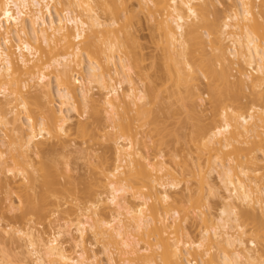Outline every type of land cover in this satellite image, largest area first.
<instances>
[{"label": "bare ground", "instance_id": "bare-ground-1", "mask_svg": "<svg viewBox=\"0 0 264 264\" xmlns=\"http://www.w3.org/2000/svg\"><path fill=\"white\" fill-rule=\"evenodd\" d=\"M102 1L0 0V232L26 248L0 264H264V0ZM131 7L158 30L162 95L131 79ZM76 137L111 165L59 167Z\"/></svg>", "mask_w": 264, "mask_h": 264}, {"label": "rangeland", "instance_id": "rangeland-1", "mask_svg": "<svg viewBox=\"0 0 264 264\" xmlns=\"http://www.w3.org/2000/svg\"><path fill=\"white\" fill-rule=\"evenodd\" d=\"M100 1H102V0H100ZM102 2H106V1H102ZM130 9H132V7L130 8ZM134 9H135V7H134ZM134 9H132V10H130V14L132 15H134L135 16V18L133 17V18H131L130 19V21H131V24H129L130 22L128 21V24L130 25V27H129V29H132L131 31L134 33H132V36L134 35V39L135 38H137L136 39V41H134V39H132V45H134L135 43H137L136 45H134L133 47H134V49H137L138 47V49H140V50H138V51H140L141 53H142V55H140V54H138V56L140 55V58H143V57H145V60L143 59V66L144 65H146V66H144L145 68H146V70H145V68L143 69V71H142V74H140L139 76H138V74L134 71L132 74H131V79L133 80V82L135 83L134 85L135 86H137V84H138V86L137 87H139V88H144L145 86H147V85H149L148 87H149V89L151 88H153V87H155L154 88V90L152 89V90H150V91H153L154 93L153 94H155L156 92H158V94L159 95H162V94H164L165 93V89L164 88H166L165 86H166V83H165V81L164 80H161V79H163L162 78V74H161V72H163V68L160 66V63H159V61H157L158 59H159V57H160V55L162 54V50H161V47H160V45L158 44V42H157V39H158V36H157V34H158V30H156L154 27H153V23L152 22H149L148 21V19H147V17H146V15H145V13H143V12H140L139 14H138V16H136V11L134 10ZM99 12H100V14H102L101 16L103 17L102 19H104L105 17H104V14H103V12L102 11H100L99 10ZM129 12V11H128ZM134 12V13H133ZM127 14H129V13H127ZM132 15V16H133ZM138 19H137V18ZM127 24V25H128ZM128 25V26H129ZM136 36V37H135ZM132 38V37H131ZM133 41H134V44H133ZM135 46H138L137 48H135ZM139 53V52H138ZM142 56V57H141ZM149 57L151 58V57H155L156 58V61H157V63H159V66H157V68H155L156 70H158V71H155V69L153 68H150L151 67V65H150V61H151V59H149ZM150 60V61H149ZM148 65V66H147ZM159 67V68H158ZM149 72V73H148ZM154 72V73H153ZM136 73V74H135ZM152 74V75H151ZM160 74V76L158 77V75ZM142 76V77H141ZM153 76V77H152ZM155 76V77H154ZM159 83V84H158ZM140 85V86H139ZM128 84L126 85V83H124L123 84V86H122V89L123 90H126L128 87ZM151 86H153V87H151ZM98 89V90H97ZM158 91H157V90ZM99 90H101L100 88H96V86H95V89L93 88V90H92V92L94 93V94H96L97 95V97H101V95H102V93H103V90H101L102 91V93L99 91ZM155 90H156V92H155ZM162 90V91H161ZM101 93V94H100ZM157 95V94H156ZM166 95V94H165ZM206 106V103H204V105L202 106V108H204ZM74 113H71L70 115L72 116ZM74 117H73V121L74 120H76V117H75V114L73 115ZM86 116V115H85ZM182 116V115H181ZM181 116H180V118H181ZM182 120H183V117L181 118ZM181 119H180V121H181ZM183 121H181V123H182ZM180 123V124H181ZM171 125H173V122L172 123H170ZM182 124H186L185 122H183ZM182 124H181V126L180 127H182L181 128V131L180 130H178L179 132H181L183 135H185L186 133L188 134V130L186 129V128H189V127H187L188 125L186 124L185 126H186V128H184V126H182ZM179 125H176L175 127L176 128H178L179 129V127H178ZM185 131V134L183 133ZM180 133V134H181ZM2 134V131H0V135ZM145 134V133H144ZM179 134V133H178ZM181 134V135H182ZM186 134V135H187ZM186 135L184 136L185 137V139L183 140V138L184 137H182V139L180 138L179 139V141H178V139L176 140L175 138H173L172 136L171 137H169V138H167L168 140H167V144H166V146H164L163 148H165V149H163V150H161L162 152L164 151L165 153H167L168 154V152H172V153H176L177 155H179L178 157H177V155H176V157H175V159L177 160H179L180 158H182L181 156H184L186 153H187V149H186V147H185V145H183V143H185V140H186ZM2 136V135H1ZM180 137V136H179ZM148 140H149V137H148ZM176 140V141H175ZM149 142H150V140H149ZM148 142V143H149ZM152 143V142H151ZM150 143V144H151ZM186 144V143H185ZM70 145L71 146H69L68 147V149L67 150H63V152H62V150H57L54 154H53V157L55 158V159H58L59 160V167H61V168H63L65 165L68 167V170H69V172H70V174L72 173V174H74L75 176L77 175V178H79V179H81L80 177H82V175L83 176H85V173H86V176L87 175H89L93 170L92 169H90L91 168V166L93 167V163H94V165H96V166H98V167H100V166H102V165H111V163L113 162V156H112V158L111 157H109V159H108V163L107 164H105V162L103 161V158L102 157H104V156H102L101 154H103V151L101 150L102 148H101V145H100V143H95L94 145H92V144H90L85 138H83V137H76V139H75V141H73L72 143H70ZM152 145V144H151ZM2 146V145H1ZM5 147V146H4ZM147 147V146H146ZM146 147H144V151L145 152H148L149 154H150V156H151V154L153 153V155L157 152V148L156 147H154L153 145H152V147H151V149L150 150H148L147 151V149L148 148H150L149 147V145H148V148H146ZM80 149V150H78V149ZM83 148V149H82ZM2 149H4V148H2ZM70 149V150H69ZM72 149V150H71ZM87 149V150H86ZM170 149H172V150H174V151H170ZM5 150V149H4ZM168 150V151H167ZM85 151H86V153H85ZM156 151V152H155ZM181 151V152H180ZM185 151V152H184ZM102 152V153H101ZM164 153V154H165ZM179 153V154H178ZM185 153V154H184ZM85 154V155H84ZM167 154H165V155H167ZM183 154V155H182ZM56 155V156H55ZM152 155V156H153ZM188 155V154H187ZM186 155V157H189V156H187ZM40 155H38V157L37 156H35L34 158H35V161H38V160H40L41 158L39 157ZM43 157V156H42ZM57 157V158H56ZM87 157V158H86ZM107 157V158H108ZM166 157V156H165ZM180 157V158H179ZM37 158V159H36ZM39 158V159H38ZM91 158V159H90ZM106 158V159H107ZM105 159V160H106ZM183 159V158H182ZM184 159H188V158H185L184 157ZM57 160V161H58ZM88 161L89 162H91V164L90 163H88ZM107 161V160H106ZM93 162V163H92ZM64 163V164H63ZM62 164V165H61ZM90 166V167H89ZM90 169V170H89ZM72 174H71V176H72ZM81 175V176H80ZM72 177H74V176H72ZM75 179H76V177H74ZM82 178H84V177H82ZM63 180V179H62ZM16 184H17V182H16ZM219 191H221V189H219ZM222 192V191H221ZM220 192V193H221ZM13 195H12V199L13 200H17V197H16V195L14 194V193H12ZM1 196H2V194H0ZM4 197V195L1 197V198H3ZM2 200V199H1ZM4 200H2L1 201V203H0V209H1V207L3 206V204H2V202H3ZM212 202H214V205H215V207L217 208L218 207V203L216 202V199H212L211 200ZM220 203V202H219ZM4 206H5V204H4ZM3 206V207H4ZM4 208H6V207H4ZM7 211H5L6 213L5 214H3L2 215V219H1V222H2V224H6V222L8 223V222H10L11 221V223L10 224H12L13 225V220H14V218H10V217H12V215H15V216H18V215H20V211L19 210H17V209H12L11 210V212H9V210L8 209H6ZM2 213H4V211L2 210ZM0 215H1V211H0ZM14 216V217H15ZM32 218V220H31V223H30V225H32L33 227H34V229L36 230H38V232H40V233H42L43 232V234L44 235H48V236H50L52 233H53V231H55V227H53L52 225H51V227H50V224H48V221H47V219H49V218H51V217H47V219H44V217L43 218H38V217H36L35 218V216H33V217H31ZM37 218H38V220L40 221H38L37 220ZM4 219V220H3ZM7 219V220H6ZM10 219V220H9ZM27 219H23L20 223H21V225H20V223L18 222V224L17 223H14V225L16 226H22L23 225V223L26 221ZM45 220H46V222H45ZM4 222V223H3ZM27 222V221H26ZM13 225V226H14ZM49 228V229H48ZM52 228H54V229H52ZM50 229H51V231H50ZM36 230V231H37ZM193 230V231H192ZM192 235L193 236H195L196 235V229H195V226H193L192 227ZM6 237V238H5ZM1 238H3V239H1ZM5 239V240H4ZM63 238H58V241L60 240L62 243L65 241V238L62 240ZM3 240V241H2ZM12 240H14V241H18V242H16V244L17 243H20V245L19 244H17V245H19V247L18 248H20L19 250H18V248H17V246H16V244L13 242V243H11L12 241L10 240V235H8V234H6V233H3V232H0V245L2 246V247H5L4 249H5V251L6 252H9V254L11 255H13L14 256V259H16L18 256H21L20 254L22 253V252H26V248H25V241L23 240V239H19L18 238V235H14L13 236V238H12ZM59 241V242H60ZM2 242V243H1ZM6 243V244H5ZM11 243V244H10ZM68 243V244H67ZM9 244V245H8ZM64 244V247L66 248V250L68 251V252H70L68 249H69V247L71 248V245L69 244V242H64L63 243ZM73 247V246H72ZM68 248V249H67ZM96 248V247H95ZM72 249V250H71ZM70 250H71V252H70V254L71 255H75V248L73 247V248H71ZM14 250V251H13ZM94 250H97V248L96 249H94ZM10 251H13V253L11 252L10 253ZM17 253V254H16ZM74 253V254H73ZM103 254H100V255H98V256H100V257H104V256H102ZM11 257V256H10ZM101 258V259H102Z\"/></svg>", "mask_w": 264, "mask_h": 264}]
</instances>
